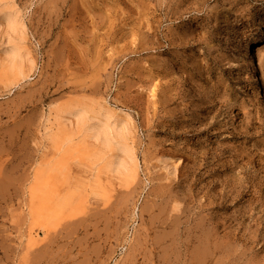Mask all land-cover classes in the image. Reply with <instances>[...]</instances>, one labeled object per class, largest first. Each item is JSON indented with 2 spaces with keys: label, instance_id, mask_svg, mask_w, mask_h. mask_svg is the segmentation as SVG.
Listing matches in <instances>:
<instances>
[{
  "label": "rangeland",
  "instance_id": "obj_1",
  "mask_svg": "<svg viewBox=\"0 0 264 264\" xmlns=\"http://www.w3.org/2000/svg\"><path fill=\"white\" fill-rule=\"evenodd\" d=\"M14 2L35 68L6 90L0 14V264H264V0ZM63 103L127 123L138 174L73 164L48 230L30 195Z\"/></svg>",
  "mask_w": 264,
  "mask_h": 264
},
{
  "label": "bare ground",
  "instance_id": "obj_2",
  "mask_svg": "<svg viewBox=\"0 0 264 264\" xmlns=\"http://www.w3.org/2000/svg\"><path fill=\"white\" fill-rule=\"evenodd\" d=\"M0 14L6 26L2 65L7 74L6 90L12 91L30 77L35 60L26 46V25L14 0H0ZM259 39H254L252 44L259 43ZM252 53H248V58H254ZM90 108L86 104H58L54 123L44 127L53 155L37 165L30 195V217L41 228L49 230L64 211L75 210V196L63 194L69 186L73 164L88 166L98 179H95L98 187L102 185L99 179L103 173L133 179L138 174L129 125L115 120L107 111Z\"/></svg>",
  "mask_w": 264,
  "mask_h": 264
}]
</instances>
